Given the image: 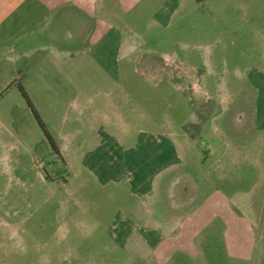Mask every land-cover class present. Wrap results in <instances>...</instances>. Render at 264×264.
Listing matches in <instances>:
<instances>
[{
    "label": "crops",
    "instance_id": "obj_1",
    "mask_svg": "<svg viewBox=\"0 0 264 264\" xmlns=\"http://www.w3.org/2000/svg\"><path fill=\"white\" fill-rule=\"evenodd\" d=\"M236 1L249 9L247 0ZM204 4L218 8L219 0H0V147L29 161L61 156L37 131L23 94L37 113L68 108L70 120L52 131L80 146L72 147L79 164L69 176L83 177L78 189L90 199L96 189L128 193L131 203L115 201L126 211L107 218L104 234L132 264L212 259L219 253L215 239L229 253L240 234L248 235L249 256L256 240L250 215L238 228L218 187L241 146L235 141L233 149L226 139L235 129L232 101L225 107L218 97L236 90L207 82L226 75L254 85L260 92L254 125L263 132L264 70L232 73L223 55L173 38ZM172 47L176 53L163 51ZM156 99L167 122L156 121V112L145 119L149 129L124 120L139 113L138 104L155 110ZM35 177L42 181V174Z\"/></svg>",
    "mask_w": 264,
    "mask_h": 264
},
{
    "label": "rangeland",
    "instance_id": "obj_2",
    "mask_svg": "<svg viewBox=\"0 0 264 264\" xmlns=\"http://www.w3.org/2000/svg\"><path fill=\"white\" fill-rule=\"evenodd\" d=\"M245 3L249 8L246 11L240 5L242 1L219 0V10L215 4H204L200 18L187 17L186 31L173 38L189 45L201 44L214 55H223L232 65V73L246 66H260L264 70V0ZM195 31L199 34H194ZM163 51L177 52L173 47ZM207 83L208 87L222 91L229 87L236 90L233 96L226 93L218 97L225 107L231 101L233 104L229 120L234 124V135L228 134L226 139L233 149L238 150L236 145H241L240 151L234 152L229 170L223 172L225 176L218 178V187L232 206L238 228L242 229L244 219L250 215L256 240L249 246V256L243 253L248 235L240 234L234 238L235 246L232 249L230 245L229 253L222 241L215 239L213 243L219 253L214 258H184L182 263L264 264V131L259 132L254 125L260 92L254 85L240 86L242 82L231 81L226 75ZM149 107L138 104L139 113H128L124 120H135L139 129H149L145 119L161 111L164 103L156 99L155 110ZM55 110L58 112L48 108L36 113L45 131L53 136L54 152L59 150L61 156L48 154L29 161L22 153L9 155L8 150L0 147V264H132L129 256L115 251L104 234L107 218L115 211H126V207L121 208L115 201L131 203L130 196L125 190L110 195L97 189L91 199L83 196L78 189L83 177L69 176L73 172L70 170L79 164L75 161L78 156L72 152L75 147L72 138L52 131V127L60 129L61 124L70 120V114L68 108L62 110L56 106ZM158 115L159 112L156 121L159 118L167 122ZM37 131L43 136L39 127ZM36 172L42 174L41 182L35 177ZM44 172L49 179L44 177ZM223 228L218 220L216 229L221 232Z\"/></svg>",
    "mask_w": 264,
    "mask_h": 264
},
{
    "label": "trees",
    "instance_id": "obj_3",
    "mask_svg": "<svg viewBox=\"0 0 264 264\" xmlns=\"http://www.w3.org/2000/svg\"><path fill=\"white\" fill-rule=\"evenodd\" d=\"M23 98L25 99V101H26L28 107L30 108V110H31V112H32V114H33V116H34V118H35V120H36L38 126L42 129V131H43V133H44L46 139L48 140V142H49V144H50V147L52 148L53 151H56L55 146H54V144H53V142H52L51 137H50V136L48 135V133L45 131L44 126H43L42 122L40 121V119H39L37 113H36L35 110L33 109V107H32V105H31L30 101L28 100V98H27L24 94H23ZM44 177H45L46 179H49L47 173L45 174V172H44Z\"/></svg>",
    "mask_w": 264,
    "mask_h": 264
}]
</instances>
